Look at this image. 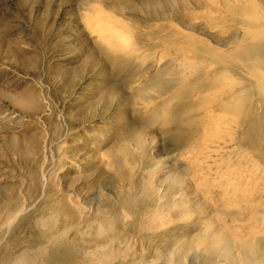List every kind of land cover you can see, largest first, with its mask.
<instances>
[{"label": "rangeland", "instance_id": "1", "mask_svg": "<svg viewBox=\"0 0 264 264\" xmlns=\"http://www.w3.org/2000/svg\"><path fill=\"white\" fill-rule=\"evenodd\" d=\"M254 2L253 18L264 13ZM213 11L210 0H0V255L10 264H52L58 248L37 239L46 230L62 232L80 259L94 256L98 225L113 226L122 242L111 243L110 264H123L127 246V264H166L162 240L199 231L190 220L150 240L133 218H146L151 187L170 192L184 171L173 144L199 113L185 111L190 93L175 94L174 72L204 73L206 51L233 45L248 28L228 12V33L211 36L199 18ZM95 15L135 30L139 51L110 55L85 24ZM68 197L75 204L57 205Z\"/></svg>", "mask_w": 264, "mask_h": 264}, {"label": "bare ground", "instance_id": "2", "mask_svg": "<svg viewBox=\"0 0 264 264\" xmlns=\"http://www.w3.org/2000/svg\"><path fill=\"white\" fill-rule=\"evenodd\" d=\"M210 4L212 15H202L199 20L211 36L228 33V12L231 18L246 19L248 28L233 45L206 51L211 63L204 73L191 76L186 66L172 71L179 89L175 94L190 93L186 104L190 109L185 111L194 109L199 116L184 122L176 135L173 146L184 171L174 188L163 193V189L151 187L141 211L148 214L145 219L134 217L133 223L150 240L157 238L152 237L160 229L190 220L197 225L199 231L190 240L178 236L162 240L167 246L163 255L166 264H180L188 254L193 264H264V163L260 160L264 156V117L259 112H264V13L253 18L257 5L254 0H210ZM98 16H88L85 24L110 55L122 57L139 51L135 30ZM233 76L241 77L234 80ZM191 77L192 81L184 84ZM56 203L66 207L75 204L69 197ZM132 213L138 214L134 210ZM114 221L112 218L107 222ZM97 230L99 238L89 245L94 247V256L83 251L80 259L79 247L65 244L62 232L46 230L37 239L58 248L50 255L52 264L115 263L111 243H120L122 234L113 226L108 230L99 224ZM129 249L127 246L121 250L123 264H127ZM73 252L75 261L71 263ZM0 261L10 264V256L0 255Z\"/></svg>", "mask_w": 264, "mask_h": 264}]
</instances>
